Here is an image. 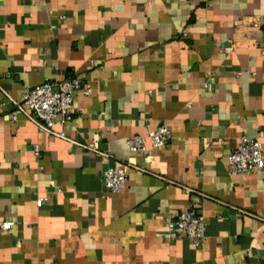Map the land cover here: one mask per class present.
Returning a JSON list of instances; mask_svg holds the SVG:
<instances>
[{
	"label": "crops",
	"instance_id": "1",
	"mask_svg": "<svg viewBox=\"0 0 264 264\" xmlns=\"http://www.w3.org/2000/svg\"><path fill=\"white\" fill-rule=\"evenodd\" d=\"M67 76L90 92L64 138L11 120L5 93ZM243 134L264 152V0H0V264H264V172L227 169ZM190 203L198 246L164 236Z\"/></svg>",
	"mask_w": 264,
	"mask_h": 264
},
{
	"label": "built area",
	"instance_id": "2",
	"mask_svg": "<svg viewBox=\"0 0 264 264\" xmlns=\"http://www.w3.org/2000/svg\"><path fill=\"white\" fill-rule=\"evenodd\" d=\"M75 91L88 94L90 85L76 76H67L64 79H44L34 86L26 87L17 100L5 93L14 107L11 120L14 121L18 115H22L36 124L39 129L64 138V131H58L54 126L56 123H67L77 111L73 105ZM170 136L169 127L160 124L148 130L145 135H132L126 143L131 151H147L150 147L165 145L170 140ZM86 147L96 151L93 145ZM32 150L34 154H39L37 144H33ZM227 169L229 173L235 175L253 170L264 172V152L259 139L241 135L236 147L227 155ZM102 182L105 189L119 192L125 186L126 173L109 166L102 172ZM42 203L43 198L36 200L37 206H41ZM164 223L166 226L164 236L168 239L186 237L194 246L200 245L205 239L206 221L202 212L193 203L186 208L174 210L164 219ZM11 224V222H2L0 226L2 229H7Z\"/></svg>",
	"mask_w": 264,
	"mask_h": 264
}]
</instances>
